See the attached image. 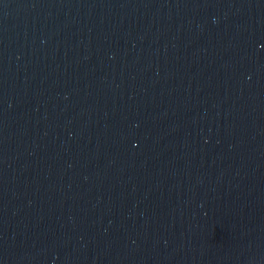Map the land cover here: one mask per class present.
I'll use <instances>...</instances> for the list:
<instances>
[{"label":"water","instance_id":"water-1","mask_svg":"<svg viewBox=\"0 0 264 264\" xmlns=\"http://www.w3.org/2000/svg\"><path fill=\"white\" fill-rule=\"evenodd\" d=\"M0 264H264V0H0Z\"/></svg>","mask_w":264,"mask_h":264}]
</instances>
